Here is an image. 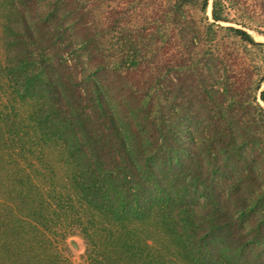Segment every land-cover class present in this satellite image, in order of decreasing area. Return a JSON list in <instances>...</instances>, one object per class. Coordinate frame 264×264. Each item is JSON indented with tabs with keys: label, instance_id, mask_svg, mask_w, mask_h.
<instances>
[{
	"label": "trees",
	"instance_id": "trees-1",
	"mask_svg": "<svg viewBox=\"0 0 264 264\" xmlns=\"http://www.w3.org/2000/svg\"><path fill=\"white\" fill-rule=\"evenodd\" d=\"M0 1V264H264V0Z\"/></svg>",
	"mask_w": 264,
	"mask_h": 264
},
{
	"label": "rangeland",
	"instance_id": "rangeland-1",
	"mask_svg": "<svg viewBox=\"0 0 264 264\" xmlns=\"http://www.w3.org/2000/svg\"><path fill=\"white\" fill-rule=\"evenodd\" d=\"M211 0H209V3H207V7L204 11V13L198 12L197 15L199 16H204L206 17L208 22H212L211 19ZM1 9H2V4L0 1V23L2 21V16L1 14ZM221 25L226 26V25H232V23H227V22H219ZM1 28V27H0ZM250 35L253 37L254 40L256 41H263L264 42V36L260 35L257 33L255 30H248ZM1 30H0V63L4 59L3 53V48L1 47ZM3 79L0 77V86H3ZM264 86V84H263ZM3 97V96H2ZM3 101H5V98H2ZM261 105L264 107V104L261 103ZM27 113H25L26 115ZM22 116H25L24 114H21ZM264 176V175H263ZM263 176L260 175L259 179V184L262 185L263 183ZM264 186V185H263ZM61 250L64 252V254L68 257V259L71 261V264H86L85 262V241L84 238L79 234V231L76 230L73 234H69L66 238L65 241L61 244Z\"/></svg>",
	"mask_w": 264,
	"mask_h": 264
}]
</instances>
